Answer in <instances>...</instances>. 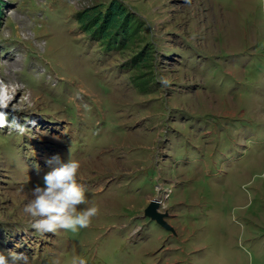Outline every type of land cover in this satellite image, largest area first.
Wrapping results in <instances>:
<instances>
[{"label":"rangeland","instance_id":"rangeland-1","mask_svg":"<svg viewBox=\"0 0 264 264\" xmlns=\"http://www.w3.org/2000/svg\"><path fill=\"white\" fill-rule=\"evenodd\" d=\"M1 1L0 252L264 264V0ZM113 1L138 30L108 46L77 16ZM53 157L81 162L100 210L76 233L23 212Z\"/></svg>","mask_w":264,"mask_h":264},{"label":"clouds","instance_id":"clouds-1","mask_svg":"<svg viewBox=\"0 0 264 264\" xmlns=\"http://www.w3.org/2000/svg\"><path fill=\"white\" fill-rule=\"evenodd\" d=\"M7 105L0 101V108ZM6 123V115L0 112V127ZM16 131L23 135L26 126L13 122ZM49 171L43 176L42 185L31 190V198L23 212L31 219V227L40 234L58 230L76 233L87 228L99 213L98 206H87L86 187L79 181L81 162L74 158L61 160L53 157ZM83 206V207H81ZM0 264H29L24 253L0 252ZM72 264H87L83 257H74Z\"/></svg>","mask_w":264,"mask_h":264},{"label":"trees","instance_id":"trees-1","mask_svg":"<svg viewBox=\"0 0 264 264\" xmlns=\"http://www.w3.org/2000/svg\"><path fill=\"white\" fill-rule=\"evenodd\" d=\"M3 3L0 0V17ZM91 11L85 10L79 13L78 22L86 33L92 34L108 46L116 45L117 41L125 42L126 39L132 38L138 30L133 17L118 2H111L104 13Z\"/></svg>","mask_w":264,"mask_h":264},{"label":"water","instance_id":"water-1","mask_svg":"<svg viewBox=\"0 0 264 264\" xmlns=\"http://www.w3.org/2000/svg\"><path fill=\"white\" fill-rule=\"evenodd\" d=\"M159 207V204L157 201H151L149 206L146 209L147 215L151 216L153 219L157 220V222L162 226L166 227V224L163 222V215L159 214L157 212V209ZM166 229V228H165Z\"/></svg>","mask_w":264,"mask_h":264},{"label":"bare ground","instance_id":"bare-ground-1","mask_svg":"<svg viewBox=\"0 0 264 264\" xmlns=\"http://www.w3.org/2000/svg\"><path fill=\"white\" fill-rule=\"evenodd\" d=\"M84 171L86 173V177L81 174L80 178L82 179V182H86L87 184H91L92 181H93V179H94V177H92L93 171H87L85 169H84ZM95 186H97V185H95ZM95 186H92L91 188L94 189V188H96ZM165 228H166L167 231L170 230V228H169V226L167 224H166V227Z\"/></svg>","mask_w":264,"mask_h":264},{"label":"crops","instance_id":"crops-1","mask_svg":"<svg viewBox=\"0 0 264 264\" xmlns=\"http://www.w3.org/2000/svg\"><path fill=\"white\" fill-rule=\"evenodd\" d=\"M169 232H171L172 230H171V227H170V230H168Z\"/></svg>","mask_w":264,"mask_h":264},{"label":"built area","instance_id":"built-area-1","mask_svg":"<svg viewBox=\"0 0 264 264\" xmlns=\"http://www.w3.org/2000/svg\"><path fill=\"white\" fill-rule=\"evenodd\" d=\"M166 194H168V193H166ZM168 198V197H167Z\"/></svg>","mask_w":264,"mask_h":264}]
</instances>
